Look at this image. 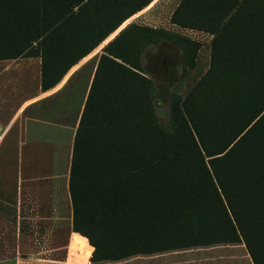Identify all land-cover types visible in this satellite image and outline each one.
I'll list each match as a JSON object with an SVG mask.
<instances>
[{
    "label": "trees",
    "instance_id": "1",
    "mask_svg": "<svg viewBox=\"0 0 264 264\" xmlns=\"http://www.w3.org/2000/svg\"><path fill=\"white\" fill-rule=\"evenodd\" d=\"M196 1L182 0L170 21L215 33L210 66L184 99L171 97L165 126L145 77L124 70L120 85L93 93L96 75L91 84L80 124L98 131L73 149L68 180L71 230L92 248L90 264L239 242L264 264V7L222 1L204 25ZM82 2L0 0V60L39 57L42 91L55 86L97 44L76 56L62 47L63 15ZM144 31L185 48L192 62L191 41ZM131 54L140 72L141 49ZM90 111L97 116L86 121Z\"/></svg>",
    "mask_w": 264,
    "mask_h": 264
},
{
    "label": "rangeland",
    "instance_id": "2",
    "mask_svg": "<svg viewBox=\"0 0 264 264\" xmlns=\"http://www.w3.org/2000/svg\"><path fill=\"white\" fill-rule=\"evenodd\" d=\"M67 1L72 5L73 1L78 0ZM143 1L83 0L78 6H71L63 15L64 26L67 22L71 25L67 30L63 26L58 31L66 35L62 45L68 48L66 52L76 56L97 44L72 66H78L81 60L93 53L74 75L65 79L61 93L56 98L38 102V107L17 113L9 134L0 142V260L10 259L17 253L22 259H31V264H90L87 259L90 248L85 240L77 236L71 239L72 212L68 180L73 149L75 146L79 149L80 146L88 145L98 131V128L90 129L87 122L84 127L80 124L95 75L93 93L100 92L107 81L110 85L113 82L120 85L126 81L127 73L124 70L145 77L151 84V105L157 123L165 126L171 97L184 99L208 70L215 33L173 24L170 18L182 0H173V10L168 18V24L171 25L169 29L152 28L134 20L103 44L125 20L153 1L149 0L98 42L127 11ZM222 1L224 3L227 0H197V7L195 5L194 8L200 23L207 25L209 18L213 21L220 16L224 10ZM234 1L241 4L242 8L256 2H261L264 7V0ZM145 29L163 31L191 41L197 47L192 62L189 63L185 48L183 52L181 47L169 40H151L150 33L145 32ZM133 49H141L140 72L131 67ZM28 59L29 64H25ZM7 62L13 81H16L9 95L14 98V108L19 106L22 94L29 90L28 84L22 85L24 81L27 80L29 86L33 87L38 80L41 92L54 87L42 91L39 57L0 60V68ZM84 115L89 121L95 119L97 113L90 111ZM26 119L45 121L48 127L55 126L62 131H53L51 128L35 130L30 125L26 132L23 125ZM104 264L252 263L244 245L239 242L233 246L217 245L134 256Z\"/></svg>",
    "mask_w": 264,
    "mask_h": 264
},
{
    "label": "crops",
    "instance_id": "3",
    "mask_svg": "<svg viewBox=\"0 0 264 264\" xmlns=\"http://www.w3.org/2000/svg\"><path fill=\"white\" fill-rule=\"evenodd\" d=\"M173 10V0H153L147 7L143 8L140 12L137 14L129 17L127 20H125L113 33H111L107 39L103 42V44H106L110 39H112L120 30H122L127 24L131 23L134 20H137V22L150 26L152 28H165L169 29L171 25L168 24V18ZM102 47L99 46V48ZM93 53L89 54L86 58L81 60L79 62V65L74 66L71 68V70L67 73V75L59 82L56 86H54L52 89L47 90L45 92H41L38 80L36 81V86H29V82L26 80L22 83L24 86L25 84H28V89L25 93L22 94L23 98L20 100V104L17 108L13 107L14 98L13 96H9L10 92L14 90V85H16V81H13L14 78L12 77L10 65L7 62L4 64L2 68H0V142L5 138L8 132H10V129L12 127L13 121L20 111H25L27 109H32L34 107H38V102L42 100H46L57 97V94L61 93V89H63V85L65 82V79L71 75L75 74V72L78 71L79 66L83 64L87 59L92 56ZM28 59L27 63L29 64ZM32 60V59H31ZM39 65V61H37V66ZM35 66V69L36 67ZM12 94V93H11ZM24 125V129L27 132L28 127L32 125V129L35 130H42V129H49L51 128L53 131H62L58 130L55 126H50L45 121H38L36 120H29L26 119ZM75 236H78L75 233L71 234V239H73ZM81 238V237H80ZM83 239V238H82ZM85 240V239H83ZM86 243V241H85ZM87 244V243H86ZM87 246L90 248L89 255L92 251V248L87 244ZM87 257V259H88ZM31 259L28 258H20L19 254L17 253L13 255L12 258L6 259V260H0V264H31ZM64 264V263H63Z\"/></svg>",
    "mask_w": 264,
    "mask_h": 264
}]
</instances>
